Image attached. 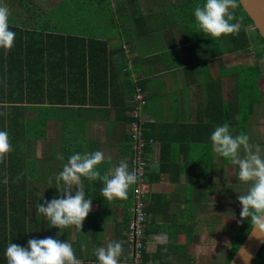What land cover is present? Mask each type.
<instances>
[{"label":"crops","instance_id":"1","mask_svg":"<svg viewBox=\"0 0 264 264\" xmlns=\"http://www.w3.org/2000/svg\"><path fill=\"white\" fill-rule=\"evenodd\" d=\"M205 2L0 0L16 34L10 50L0 48V131L12 145L8 161L21 171L17 245L52 237L70 243L82 264H99L97 249L119 241L122 263L130 188L126 199L107 200L101 180L82 177L92 207L80 232L52 227L36 207L62 198L56 176L71 154L103 152L101 175L128 163L127 111L137 85L143 135L153 140L145 150L142 264H216L210 256L221 249L226 259L237 232L238 166L213 151L210 136L227 124L233 135L264 139V80L250 77L245 105L239 93L240 80L264 74V51L254 46L252 27L243 28V39L204 33L194 9ZM4 227L8 240V222Z\"/></svg>","mask_w":264,"mask_h":264},{"label":"clouds","instance_id":"2","mask_svg":"<svg viewBox=\"0 0 264 264\" xmlns=\"http://www.w3.org/2000/svg\"><path fill=\"white\" fill-rule=\"evenodd\" d=\"M237 5L238 0H206L203 6L195 7V21L204 33L214 38L238 34L240 24L231 22L234 16L230 11ZM9 16L8 7L0 5V48L5 50L13 47L16 36L9 28ZM210 141L215 153L238 166V179L244 183L251 182L247 194L238 196L240 220L250 218L254 231L264 233V156L259 147L250 144L247 135H233L227 124L217 126ZM11 151L7 131H0V160ZM58 159L63 160L64 157L61 155ZM104 159L101 151L71 154L56 176L57 192L62 198L38 204L36 214L45 217L54 228L61 230L75 226L80 232L92 207V199L86 198L82 177L91 181L101 180L104 184L101 189L103 198L126 199L129 187L137 182L136 172L129 170L126 161H121L114 170L101 175L97 166ZM61 181L63 186H60ZM73 187L76 189L74 195L71 193ZM122 252L123 242H111L106 248L97 249L96 256L99 264H119ZM5 256L7 264H82L70 243L52 237L31 239L27 248L10 242ZM248 258H251L250 254Z\"/></svg>","mask_w":264,"mask_h":264},{"label":"built area","instance_id":"3","mask_svg":"<svg viewBox=\"0 0 264 264\" xmlns=\"http://www.w3.org/2000/svg\"><path fill=\"white\" fill-rule=\"evenodd\" d=\"M145 105L144 94L137 86H133L128 106L127 137L130 150L128 166L137 174V182L130 186L131 203L125 227V259L121 264H142L144 225L147 219L146 197L149 185L145 178L147 162L145 150L153 144L151 138L143 135L141 111Z\"/></svg>","mask_w":264,"mask_h":264},{"label":"trees","instance_id":"4","mask_svg":"<svg viewBox=\"0 0 264 264\" xmlns=\"http://www.w3.org/2000/svg\"><path fill=\"white\" fill-rule=\"evenodd\" d=\"M233 11H236L232 13L234 16V19L237 18L240 29L238 35L243 39L242 35H244V27H252L251 21L247 18V16L243 13L241 10L239 4L236 8L233 9ZM233 19V20H234ZM254 41L256 43L261 44V47L264 51V43L260 39V37L257 35L255 30H252ZM244 44L246 46L245 41H239V48L240 46ZM0 78H2V75L0 73ZM0 87L3 88V85L0 84ZM41 88V87H40ZM15 110V109H14ZM2 112V110H1ZM4 117L0 113V126L4 122ZM129 121V120H128ZM128 139V137H127ZM11 155H6V157L3 160H0V231L2 232L0 234V246L2 247L5 243L12 242L13 244H17V240L19 237L21 238V220H22V209L23 204L20 201L21 200V193H22V187H21V181H20V175L21 171L20 168L17 169L16 165L12 163L11 160L8 161V158H10ZM7 158V159H6ZM7 160L9 167L5 170L2 169L4 166V161ZM13 166H16L15 168H12ZM19 176V178L17 177ZM131 201V198H130ZM27 206V205H25ZM8 212V213H6ZM8 222L9 229L7 235L10 237L8 240L5 238V234L3 231L5 230L4 224ZM3 226V227H2ZM252 226L250 218H245L243 221L239 219V222L237 224V232L236 236L232 239L230 244V249L228 250V255L224 261V264H227L230 260L231 256L235 252V250L238 248L246 234L248 233L250 227ZM6 239V241H5ZM4 247V246H3ZM5 251L0 249V255L3 253L2 260L0 258V261H7L5 256ZM251 264H264V243L261 245L255 259L251 262Z\"/></svg>","mask_w":264,"mask_h":264},{"label":"water","instance_id":"5","mask_svg":"<svg viewBox=\"0 0 264 264\" xmlns=\"http://www.w3.org/2000/svg\"><path fill=\"white\" fill-rule=\"evenodd\" d=\"M238 4L264 43V0H238ZM263 243L264 233L254 231L252 225L227 264H251Z\"/></svg>","mask_w":264,"mask_h":264},{"label":"rangeland","instance_id":"6","mask_svg":"<svg viewBox=\"0 0 264 264\" xmlns=\"http://www.w3.org/2000/svg\"><path fill=\"white\" fill-rule=\"evenodd\" d=\"M259 43H256L254 46H257ZM261 45V44H260ZM250 52H251V54H253V56L255 57V56H260V51H262L261 49H259V48H254L253 50H249ZM264 65V64H263ZM258 66H260V68H261V70H263V68H262V65L260 64V65H258ZM264 67V66H263ZM256 70V68L254 69V71ZM258 77V79L261 81H263L264 80V74H260V75H258L257 74V72L256 73H252L251 74V76H248V78H249V80H248V78H247V82L245 81V83H243L242 84V80H240V85H239V93L241 94V101H242V104H244L245 105V97H244V93H245V91L248 89V86H251V79H250V77L252 78V79H254L255 77ZM245 77V73H243V74H241L240 75V78L242 79V78H244ZM261 81V82H262ZM254 87V86H253ZM254 99H257V97H256V93L254 94ZM259 109H260V107H258ZM243 111H244V108H243ZM127 116H128V111H127ZM250 125V124H249ZM251 125H253V124H251ZM255 127V126H254ZM248 129H249V133H251V128H249L248 127ZM249 141H251V144H253V143H255V142H261L259 145H258V147H259V149H260V152H261V155L262 156H264V139H262V140H260V139H257L256 137H254V134H253V136L251 135V137H250V140ZM256 146V145H255ZM255 150V149H254ZM250 186H251V182H249V183H244V182H241L240 180L238 181V188H236V190L238 191V196L239 195H244V194H247V192H248V190H249V188H250ZM240 211H241V206H240V204H239V202H238V206H237V224H238V222H239V219H240ZM233 212V211H232ZM223 217H225L226 216V219H227V215H222ZM225 251H227V250H225V249H221L220 251H217L216 250V252H215V255H214V257H212V256H210V261H217L218 263H216V264H224V261H225ZM209 260V259H208Z\"/></svg>","mask_w":264,"mask_h":264}]
</instances>
